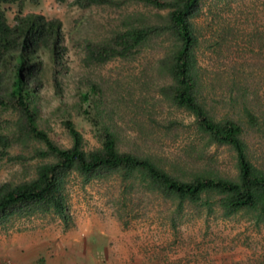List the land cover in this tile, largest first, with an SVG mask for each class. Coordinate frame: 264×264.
<instances>
[{
	"label": "rangeland",
	"instance_id": "rangeland-1",
	"mask_svg": "<svg viewBox=\"0 0 264 264\" xmlns=\"http://www.w3.org/2000/svg\"><path fill=\"white\" fill-rule=\"evenodd\" d=\"M2 8L9 24L18 12L61 22L66 47L65 66L58 74L61 95L54 92L44 60L36 103L37 124L51 140L68 145L62 121L69 118L85 149L98 146L93 126L78 106V91L96 83L102 90L100 112L112 124L121 148L147 154L181 177L198 172L235 177L233 151L206 145L204 135L191 124L192 116L159 95L164 79L153 64L165 44L162 38L141 47L133 59L82 63L84 40L108 34L124 14H152L155 9L130 3L79 8L72 0H22L20 7L13 3ZM192 22L199 40L197 64L205 82L216 86L215 110L218 115L229 113L224 103L231 80L242 84L243 99L258 117V125L244 133L246 152L253 164L264 168V0H202ZM13 119L10 112L0 111V132H6ZM32 145L13 146L9 152L25 153ZM32 163L2 161L0 182L28 173ZM64 187L71 226L64 228L52 214L0 226V250L6 252L0 264H61L65 249L90 230L95 232L88 240L98 246L90 253H96L94 264H264V222L255 221L247 210L223 215L214 205L178 204L137 184L123 193L115 175L86 183L69 176ZM102 239L106 250L100 253Z\"/></svg>",
	"mask_w": 264,
	"mask_h": 264
},
{
	"label": "trees",
	"instance_id": "trees-1",
	"mask_svg": "<svg viewBox=\"0 0 264 264\" xmlns=\"http://www.w3.org/2000/svg\"><path fill=\"white\" fill-rule=\"evenodd\" d=\"M201 1L72 0V4L88 8L130 3L156 10L152 14H124L108 34L84 40L82 63L90 66L133 59L141 47L162 38L165 44L153 64L156 74L164 79L158 86L159 95L192 116L191 124L204 135L206 145L228 146L233 151L234 178L205 172L181 177L147 154L121 148L119 136L100 112L102 90L96 83L78 91V106L93 126L98 146L85 149L81 133L69 118L62 121L68 145L51 140L37 124L36 103L44 60L50 67L54 92L61 95L58 74L65 66L66 51L61 22L40 13L18 12L13 16V24H9L2 5L17 3L20 7L22 0H0V111L14 116L8 130L0 132V166L2 161H33L28 173L0 182V226L34 215L52 214L68 228L71 217L66 205V179L75 176L86 183L112 175L118 176L123 193L137 184L178 204L214 205L223 215L244 209L254 214L255 221L264 222V168L250 161L244 139L246 128L258 125V117L243 99L244 87L241 83L236 85L234 78L224 103L229 113L218 115L215 110L216 86L212 81L205 82L204 70L198 66L195 55L199 40L192 17ZM30 142L33 145L25 153L10 154L13 146ZM118 201L123 207V200Z\"/></svg>",
	"mask_w": 264,
	"mask_h": 264
},
{
	"label": "crops",
	"instance_id": "crops-1",
	"mask_svg": "<svg viewBox=\"0 0 264 264\" xmlns=\"http://www.w3.org/2000/svg\"><path fill=\"white\" fill-rule=\"evenodd\" d=\"M95 230H90L85 234L83 238L75 239L74 241L71 242L70 246L65 249L64 253V258H62V263L61 264H71L76 262V264H94L93 262L95 261L94 257L90 255L92 253V249H97L98 246L95 245V243L88 240V238L94 234ZM87 238V240H86ZM102 239V245L99 246V252L103 253L105 249V241ZM93 245V246H92ZM3 248V247H2ZM5 250H0V255H5ZM75 254V256L73 255ZM72 255V256H71ZM41 259L39 260V262Z\"/></svg>",
	"mask_w": 264,
	"mask_h": 264
}]
</instances>
